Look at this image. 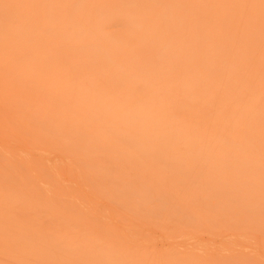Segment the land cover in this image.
Listing matches in <instances>:
<instances>
[{"label":"bare ground","instance_id":"6f19581e","mask_svg":"<svg viewBox=\"0 0 264 264\" xmlns=\"http://www.w3.org/2000/svg\"><path fill=\"white\" fill-rule=\"evenodd\" d=\"M0 264H264V0H0Z\"/></svg>","mask_w":264,"mask_h":264}]
</instances>
